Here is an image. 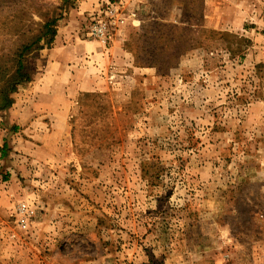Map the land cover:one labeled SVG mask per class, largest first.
Instances as JSON below:
<instances>
[{
	"label": "rangeland",
	"instance_id": "374dc122",
	"mask_svg": "<svg viewBox=\"0 0 264 264\" xmlns=\"http://www.w3.org/2000/svg\"><path fill=\"white\" fill-rule=\"evenodd\" d=\"M96 1L0 0V68L55 18L84 87L23 110L53 40L0 113V264H264V0H130L139 23L77 55ZM157 23L179 38L160 70L138 62Z\"/></svg>",
	"mask_w": 264,
	"mask_h": 264
},
{
	"label": "crops",
	"instance_id": "0c3cea01",
	"mask_svg": "<svg viewBox=\"0 0 264 264\" xmlns=\"http://www.w3.org/2000/svg\"><path fill=\"white\" fill-rule=\"evenodd\" d=\"M235 6H237V4H235ZM86 8H89V6L85 7L84 9ZM92 10H94L91 13L93 15H95V13L99 10V8H97V1L95 2L94 8ZM71 37L73 39H71ZM64 38V41L66 39H71L72 41L74 40V43L73 45L71 44V46L76 48L77 55H79L81 52L84 54L88 50L93 49L95 46V42H93L91 38L87 36V34L86 38L83 37V34L80 35L77 33H73L70 35V37L66 35ZM60 41H62L61 36H56V39L54 40V46L48 49V52L46 53V55H48V65H46L44 71L36 76L35 79L30 81L26 87L22 88L24 95L27 96L24 98V100H27L30 103V106L28 107L24 104L23 110H25V108H29L30 110L32 107L33 113L29 114H32V117L30 118L34 120L39 118L40 113L46 114L49 112V106L51 103H55L56 101L64 102L66 100V93L75 94L84 88L82 83L75 79L77 70L74 74L72 71L73 66L68 65L70 59H68L69 57L64 56L63 53L66 52V49L59 47ZM66 46L70 49L68 44L63 47ZM21 95H23V93ZM10 116H12L11 113ZM5 130V128H0V140L6 136ZM2 142L3 140L0 141V146L2 145ZM116 256L117 258H115L114 261H117L116 264H119L118 262L121 260L120 256L119 254ZM220 264L223 263L221 262Z\"/></svg>",
	"mask_w": 264,
	"mask_h": 264
},
{
	"label": "trees",
	"instance_id": "16d2710c",
	"mask_svg": "<svg viewBox=\"0 0 264 264\" xmlns=\"http://www.w3.org/2000/svg\"><path fill=\"white\" fill-rule=\"evenodd\" d=\"M56 19L53 18L51 20L46 21L43 24V30L32 40L20 45L13 54L12 58V66L11 69L0 68V113L6 111L11 107L12 93H14L19 86L27 83L31 80V74L27 64L28 55L34 50H41L45 46L48 47L54 40L56 35L55 29ZM159 29L153 34V42H155L154 50L144 55L149 61H143V57H139L140 63L148 64L150 66L154 65L158 67V70L162 69L160 63L163 64L165 61L164 55L162 54V45L170 46L172 42H175V47L179 43V38L173 36L172 34H166L161 28L165 25L163 23H157ZM175 27V26H173ZM211 32H215L212 30ZM150 31L145 28H142V34L140 36L141 39L143 37L150 36ZM220 37H223L224 33L218 32ZM184 52L178 54H168L166 56L167 59L170 58H178L179 55L182 56ZM139 56V55H138ZM177 56V57H176ZM165 64V63H164ZM164 73V72H163ZM6 140H4L3 145L0 147V155L3 156L6 154Z\"/></svg>",
	"mask_w": 264,
	"mask_h": 264
},
{
	"label": "built area",
	"instance_id": "2783aa9c",
	"mask_svg": "<svg viewBox=\"0 0 264 264\" xmlns=\"http://www.w3.org/2000/svg\"><path fill=\"white\" fill-rule=\"evenodd\" d=\"M130 0H107L99 11L93 15L88 25L87 36L98 40L106 46L114 38L123 36V26L127 21L139 23L136 9L129 8ZM264 34V27H263ZM264 42V36H263ZM35 206L27 202L16 205L17 222L20 229L27 230L30 219L35 214Z\"/></svg>",
	"mask_w": 264,
	"mask_h": 264
}]
</instances>
